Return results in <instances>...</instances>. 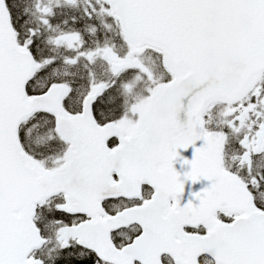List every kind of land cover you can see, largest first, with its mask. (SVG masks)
I'll return each instance as SVG.
<instances>
[{"label": "snow or ice", "instance_id": "snow-or-ice-1", "mask_svg": "<svg viewBox=\"0 0 264 264\" xmlns=\"http://www.w3.org/2000/svg\"><path fill=\"white\" fill-rule=\"evenodd\" d=\"M0 264H264V0H0Z\"/></svg>", "mask_w": 264, "mask_h": 264}]
</instances>
